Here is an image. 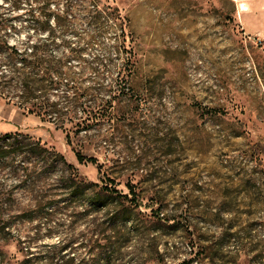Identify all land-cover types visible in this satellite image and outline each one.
Instances as JSON below:
<instances>
[{"label": "rangeland", "instance_id": "1", "mask_svg": "<svg viewBox=\"0 0 264 264\" xmlns=\"http://www.w3.org/2000/svg\"><path fill=\"white\" fill-rule=\"evenodd\" d=\"M14 2L0 0V14L61 13L71 5L75 17L64 40L87 49L89 62H111V72L99 77L81 74L79 59L68 62L67 79L106 109L101 125L80 131L70 145L62 130L0 100V138L41 140L74 168L29 155L0 160V206L11 209L28 258L264 264V0ZM102 11L118 20L90 17ZM121 43L127 54L114 53ZM75 152L97 164H80ZM28 180L35 182L31 193ZM130 190L138 211L154 217L92 233ZM39 206L38 217L22 214ZM5 252L22 259L16 242Z\"/></svg>", "mask_w": 264, "mask_h": 264}, {"label": "trees", "instance_id": "2", "mask_svg": "<svg viewBox=\"0 0 264 264\" xmlns=\"http://www.w3.org/2000/svg\"><path fill=\"white\" fill-rule=\"evenodd\" d=\"M21 1L15 0L14 7H20ZM58 12L40 8L37 13L31 12L25 15L0 14V100L39 118L42 123L52 125L55 130H62L70 145L73 136L78 135L80 131H90L96 123L101 125L106 109L105 103L97 96L89 100L88 90H83L78 84L67 79L72 73L68 62L72 58L79 59L82 66L80 73L95 77L111 72V62L104 60V57L101 59L100 56L94 57L92 62H89L85 57L87 49L73 46L64 40L65 32L71 28L75 14L71 5L66 11ZM90 17L96 21L106 18L118 20L115 15L105 11ZM16 22L20 25L16 26ZM122 50L128 53L124 43L114 46L113 51L118 54ZM125 66L123 65L121 72H124ZM91 89L96 94L105 91L102 87ZM75 154L80 164L85 162L97 164L93 157L87 158L81 152ZM20 155L41 158L46 162H60L67 169H74L67 164L60 152L47 147L41 140H35L24 134H7L0 138V160L14 159ZM21 169L24 173H28V176L32 174L28 166H23ZM12 170L15 175L20 172L16 166H12ZM28 181L26 183H30ZM34 183L29 184L27 192H33ZM2 195L0 193V198ZM119 199L120 202L114 209L106 210L104 220L92 230V233L103 234L113 231L109 228L110 225L125 226L129 222L137 225L140 216L147 219L150 216L154 217L153 213L148 215L138 211L140 204L133 190L128 194L120 193ZM42 211L43 208L39 206L26 208L22 214H28L26 217L32 218V215L40 216ZM47 211L43 216L49 221L57 213L56 206L53 210ZM10 213V208H5L4 204L0 206V221H2L0 222V264H75V258L64 261L60 253L46 254L32 262L25 253H29L28 247H22L25 243L22 241L21 231L11 224ZM35 230L39 233L41 225L37 224ZM12 242L20 246V252L23 253L21 260L9 257L5 252V248Z\"/></svg>", "mask_w": 264, "mask_h": 264}, {"label": "crops", "instance_id": "3", "mask_svg": "<svg viewBox=\"0 0 264 264\" xmlns=\"http://www.w3.org/2000/svg\"><path fill=\"white\" fill-rule=\"evenodd\" d=\"M14 109H16V108H14ZM15 111H17V110H15ZM13 114H14V113H13ZM7 124H8L9 126H11L9 122L5 123L6 126H7ZM3 129H4V130H7V129H8V132H16V131H19L18 128H16L15 130H11V129H9V128H5V126L3 127Z\"/></svg>", "mask_w": 264, "mask_h": 264}]
</instances>
